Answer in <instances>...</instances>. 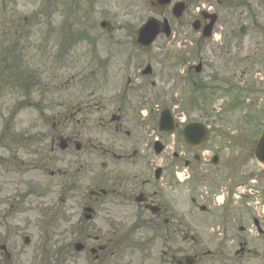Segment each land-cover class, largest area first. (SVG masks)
<instances>
[{
	"label": "rangeland",
	"instance_id": "obj_1",
	"mask_svg": "<svg viewBox=\"0 0 264 264\" xmlns=\"http://www.w3.org/2000/svg\"><path fill=\"white\" fill-rule=\"evenodd\" d=\"M184 1L188 7L180 18L181 28L175 37L170 40L161 37L145 54L136 57L126 48L132 30L151 16L161 18L160 10L152 7L150 0H0V146L6 143V127L10 128L13 136H20L21 131L31 126L36 134H42L48 148L52 128L46 116L53 111L64 110L69 104L80 106L83 111L70 128L80 131L83 138L97 140L105 135L98 131L97 123L106 111L119 113V109L129 118L139 114L141 106L159 109L168 104L174 109L181 105L189 112H197L215 128L204 152L207 159L215 150L223 159L247 158L252 177L262 175L264 168L254 159L252 150L258 137L256 132L264 124V0H221V5L218 0ZM209 8L219 16L215 26L217 37L199 40L200 33H196L191 24L200 18L202 9ZM102 20L112 26L110 33L107 28H100ZM240 23L248 26L244 36L237 33ZM69 24H73V29ZM101 31L103 33L95 35ZM194 38L199 40V54L206 55L209 63L201 73L192 71V77L186 82L182 72L188 65H179L176 59L183 50L189 53ZM68 43L69 49H64ZM227 49L236 56L234 63L231 61L233 65L228 59ZM145 57L151 60L156 71L157 76L153 78L156 84L152 86L153 80H148L145 90L142 87L139 92L132 93L128 86L136 82L135 63L139 65ZM6 64L9 65L8 70ZM229 66L232 67L227 69ZM9 68L12 69L10 77ZM223 68L226 73L231 70L229 76L222 71ZM211 75L219 78L227 75L235 87L230 93L218 94L213 86L200 85L211 80ZM173 76L178 79L173 80ZM15 78H32L40 82L39 91L33 93L34 107L20 106L24 97H21L23 92ZM178 85L183 89L178 90ZM146 93L153 98L144 99ZM87 119L85 126L80 125ZM69 129L61 127L53 133L65 135ZM144 133L147 138L148 134ZM33 151V148L30 151L14 149L12 152L0 149V221L9 225V228L7 225L0 227V244H7L11 250V264H53L57 259L54 252L58 250L63 253L59 264H68L67 257L74 255L76 264H98L89 254L85 258L73 252L72 244L83 236L81 231L72 230L64 235L53 230L49 233L48 220L42 222L41 208L49 210L61 205L58 200H64L57 192L60 182L51 184L34 179L33 175L37 173H31L27 166L6 169V158L11 159L17 154L28 164L35 159L29 155ZM62 158L69 162L68 156ZM85 158L81 156L80 162ZM99 162L98 156L90 157L91 170L81 174L68 194L69 200H64L70 225L73 221H82L85 188L98 180ZM21 194L25 203L22 208L13 209L14 201H20L14 197ZM190 205L188 200L187 206ZM96 211L94 219L82 229L85 234L108 238L111 232L101 226L99 207ZM6 212H10L9 217H6ZM62 223L61 231L65 229V222ZM25 235L30 236L29 245L23 243ZM56 239H60L59 245ZM62 245L65 248H61ZM89 245L95 243L89 241ZM54 246H59L58 250ZM145 249L152 250V254L158 250L153 245H146ZM120 254V264H149L142 262L140 252L133 248L125 246ZM0 255L4 257L1 252Z\"/></svg>",
	"mask_w": 264,
	"mask_h": 264
},
{
	"label": "flooded vegetation",
	"instance_id": "obj_2",
	"mask_svg": "<svg viewBox=\"0 0 264 264\" xmlns=\"http://www.w3.org/2000/svg\"><path fill=\"white\" fill-rule=\"evenodd\" d=\"M212 35L217 37L216 32ZM227 50L230 63H234L231 51ZM200 62L207 66L208 57L203 56ZM135 65L137 74L138 63ZM222 71L226 73L225 68ZM209 78L224 82L227 75ZM82 112L80 106L73 104L51 112L53 131L61 127L69 129ZM118 112L106 111L100 117L99 130L105 133L100 141L88 138L87 143L82 142V133H75L72 128L65 135L52 133L49 151L41 150L34 169L37 173L34 179L51 184L68 182L74 188L81 174L91 170L90 157L98 150L100 176L85 188L84 206H99L101 226L113 233L97 240V252L90 249L88 239L84 241L83 250L89 247V251L95 253V260L100 258L99 264H118L122 244L128 240L123 238L124 233L131 231L134 247L144 241L158 249L155 254L148 250L146 256L149 262L154 259L157 264H264V205L251 206L250 203L251 181L259 184L261 178L258 192L264 197V174L252 180L247 158L219 157L213 164V160L204 156L208 142L203 147H189L183 132L187 124L202 120L197 112H172L174 129L161 133L158 154L155 140L148 148L142 139L148 129L139 114L128 118L119 109ZM156 116L153 111L151 120L156 121ZM86 124L87 121L80 125ZM156 124L159 126L157 121ZM208 126L212 133V126ZM61 139L65 142L60 143ZM62 144L65 148L60 149ZM43 146L45 143H40L38 149ZM63 156H68V163ZM81 156H86L82 162ZM77 161L80 163L76 168ZM188 200L190 206H187ZM199 201L204 203L198 204ZM256 210L260 212L259 218L255 216ZM84 254L89 256L87 252ZM75 257H69V264H76Z\"/></svg>",
	"mask_w": 264,
	"mask_h": 264
},
{
	"label": "water",
	"instance_id": "obj_3",
	"mask_svg": "<svg viewBox=\"0 0 264 264\" xmlns=\"http://www.w3.org/2000/svg\"><path fill=\"white\" fill-rule=\"evenodd\" d=\"M166 2H168V0H162V3H166ZM182 10H183V5L181 4L177 8V13L181 14ZM210 17H211V22L209 25H207L205 27V34L206 35L210 34V30L212 28V25L216 20L215 15H212ZM195 27L198 28V24H195ZM155 34H156V31L153 28V22L152 21L148 22L147 25L141 30V38L144 39L145 43H148ZM200 135H203V134H200ZM254 155L262 164H264V136L262 137L260 142L257 144V147L254 151Z\"/></svg>",
	"mask_w": 264,
	"mask_h": 264
}]
</instances>
